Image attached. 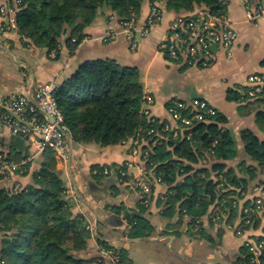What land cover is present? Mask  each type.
<instances>
[{
    "label": "trees",
    "instance_id": "obj_1",
    "mask_svg": "<svg viewBox=\"0 0 264 264\" xmlns=\"http://www.w3.org/2000/svg\"><path fill=\"white\" fill-rule=\"evenodd\" d=\"M144 1L22 0L18 4L14 0L16 24L27 40L54 50L59 56L63 37L68 34L65 42L74 51L87 35L86 27L102 10L109 9L120 20L126 19L134 13L139 14ZM150 3L158 6L162 14L160 3L165 9L178 13L195 9H206L215 15L225 12L222 0H150ZM248 89L246 84L235 86L228 90L227 97L249 107L248 111L255 113L259 127L264 129V94L249 100ZM144 93L135 67L105 58L81 64L64 80L55 97L74 142L107 146L131 137L139 138L141 160L169 186L162 215L178 214L181 221L188 217L191 229H196L202 237H207L201 226V218L206 214L211 219L218 216L217 220L226 224L235 222L239 215L235 194L242 196L241 191H247L260 174L264 175V140L250 128L240 131L246 159L256 163L243 160L237 171L225 162L239 152L233 131L224 126L229 121L226 115L216 109L215 114L195 122L183 134L175 135V130L165 128L168 122L142 111ZM194 98L203 97L191 99ZM171 103L173 101L169 105ZM184 114H191L190 109ZM208 156L212 159L211 167L197 166ZM26 165L21 164L17 171H24ZM118 174L125 179L119 171ZM258 184L264 185V177ZM245 205L250 207L249 201ZM125 212L131 236L152 233L154 226L140 214L142 210ZM89 223L83 214L73 213L64 181L48 149L41 169L34 174L33 183L18 189L0 185V231L4 232L0 264H85L87 260L74 251L86 247L91 235ZM258 224L259 219L257 227ZM100 243L114 250L119 257L118 264H132L126 249H117L103 240ZM242 251L241 257L247 260L242 264H255L248 260L250 254L245 246ZM260 260L264 264V249Z\"/></svg>",
    "mask_w": 264,
    "mask_h": 264
},
{
    "label": "crops",
    "instance_id": "obj_2",
    "mask_svg": "<svg viewBox=\"0 0 264 264\" xmlns=\"http://www.w3.org/2000/svg\"><path fill=\"white\" fill-rule=\"evenodd\" d=\"M222 1L225 3L224 15L237 31V38L230 55L221 43H212V56L207 58L209 62L206 65L201 62L202 55L195 64L187 65L183 60L169 58L160 49L171 20L200 9L178 13L165 9L164 4L160 3L163 8L162 21L153 26L148 35L139 37V45L135 49L130 47L122 32L120 18L105 9L86 27L87 35L74 51L65 42L68 34L63 37L59 56H56L57 53L53 56V50L38 46L19 33L17 11L0 15V96H10L20 90L30 92L51 80H55L59 88L84 62L111 58L137 69L144 92L154 97L150 116L168 122L169 128L175 132L176 122L168 111L169 103L174 100L203 97L226 115L229 121L224 126L233 131L239 152L235 158L225 162L228 167L239 171L243 160L256 163L246 159L240 131L250 128L264 140V129L259 127L255 113L248 111L249 107H244L242 102L229 100L227 92L230 88L246 84L249 74H264V16L251 21L247 18L243 0ZM6 3L15 6L14 0H0V5ZM149 11L150 0H145L138 14L140 22L145 21ZM109 28L117 31L114 39L104 41L95 38ZM179 134L183 132L175 133ZM12 135L10 130L0 127V149L14 160L26 161L27 165L22 172L3 175L0 185L18 189L33 183L34 174L41 169L48 149H40L35 138H25L23 143L16 145ZM68 135L70 158L67 162H62L53 150H49L64 181L73 213L83 214L93 224L94 233L80 255L88 264H113L100 251L101 240L117 249H126L132 264H237L234 260L241 257L243 240L235 236L230 224L212 226L210 216L206 214L201 218V226L207 237H202L196 229H191L188 217L181 221L178 214L173 217L162 215L169 186L141 160L140 148L136 144L138 137L105 146L95 142H74ZM134 148H137L136 153ZM211 160V156L203 158L197 166L211 167ZM118 171L121 175L125 172V179L130 181L144 171L140 176L151 188L148 205L141 201L136 192L141 187L136 189L128 183L130 181H123ZM263 177L260 174L249 189ZM126 210H142L140 214L154 226L152 233L148 236H131ZM254 231L260 233L261 230L258 227L251 232ZM3 235L4 232L0 231L1 238ZM216 254L234 259L227 263L218 262Z\"/></svg>",
    "mask_w": 264,
    "mask_h": 264
},
{
    "label": "built area",
    "instance_id": "obj_3",
    "mask_svg": "<svg viewBox=\"0 0 264 264\" xmlns=\"http://www.w3.org/2000/svg\"><path fill=\"white\" fill-rule=\"evenodd\" d=\"M15 2L19 4L22 0H15ZM243 2L249 20H257L264 16V0H243ZM15 11L16 7L8 3L0 5V15L13 14ZM162 19L161 9L152 3H150V11L145 21L140 22L139 15L136 13L126 19H121L122 32L129 41L130 47L132 49L137 48L139 37L148 35L152 27L161 22ZM169 25L170 29L161 42L160 49L167 53L171 59L183 60L187 65H193L202 55L201 62L206 65L209 62L207 58L212 56V43L215 42L221 43L227 53L232 54L237 31L231 26L224 14L215 15L206 9H200L174 18ZM116 35L117 31L109 28L95 38L110 41ZM73 41H76V39L73 38ZM52 54L55 56L56 51L53 50ZM246 85L249 86L247 92L250 99L263 95L264 74H249ZM57 89L56 81L51 80L32 90V97L21 93L0 96V127L24 138H35L40 149H51L59 160L67 162L70 158L69 139L64 124V116L55 97ZM153 103V95L145 92L142 111L148 116H150ZM186 109H190L191 114H184ZM168 111L171 118L176 122L177 131L175 133L177 134L179 131L183 132V130L190 128L195 122L205 120L208 115L215 114L216 108L205 98L177 99L168 105ZM51 117L54 120H51ZM169 126L167 124L166 128H169ZM136 151L137 148H134V153ZM25 162L10 159L0 149L1 174L7 176L14 173ZM143 173L144 171L140 175ZM122 174L126 176L125 172ZM140 175L132 178V183L136 184V187H141L139 189L140 196L143 198L142 201L148 205L151 188L148 183L144 182V177ZM257 205L259 206V204ZM247 225H241L238 234H242ZM254 243L249 242L247 246H250L251 250L256 252V255L261 254L262 249H264V242H260L256 246H254ZM101 251L105 256L115 254L113 249L105 247H102Z\"/></svg>",
    "mask_w": 264,
    "mask_h": 264
},
{
    "label": "rangeland",
    "instance_id": "obj_4",
    "mask_svg": "<svg viewBox=\"0 0 264 264\" xmlns=\"http://www.w3.org/2000/svg\"><path fill=\"white\" fill-rule=\"evenodd\" d=\"M257 97H259V96H257ZM249 100H253V99L249 98ZM149 149L150 148H147V150H149ZM56 168H57V166H56ZM123 181H127L128 182L130 180L129 179H124ZM128 183L132 187L137 189L136 184L132 183V181H130ZM136 192L139 195H141L139 190H136ZM241 194H242V196H239V194H235V196H234V197L238 198L239 215L237 216V219L235 220V222H229L228 224L231 225V229L233 230V233L235 234V236H237L238 238H242V240H243L242 244H241V247H240V253H241L240 256H243L242 247L245 246L246 249H248L249 254H250V258L248 260L249 261L252 260L255 264H261L262 263L261 260H260L261 254L256 255V252L251 250L250 246H247V244L249 242H251V243L255 242L254 246H256V245H259L260 242H264V240L262 239V236H264V221H263L264 220V185L263 184H257L255 186H253L252 188L248 189L247 191H241ZM139 197H140V199L142 201L143 198L141 196H139ZM247 201H249L250 207L245 205V203ZM257 204H259V206ZM217 218H218V216H214L212 219L211 218L209 219V222L211 224H213L212 226H215V225H218V224L222 225L221 223L226 224L225 221L224 222H220V221L217 220ZM258 219H259L258 227L261 230L260 233L255 232V231L251 232L253 229H257L258 228L256 226V224L258 222ZM248 220H250V221L247 222ZM246 224H248L250 228L247 225L245 227V230L242 232V234H238V229L241 227V225H246ZM88 227L91 230L90 231L91 235L89 237H92V235L94 233L93 224L89 223ZM88 238H87V244H88ZM1 240H2V238L0 237V245L2 244ZM84 248L83 247H79L78 249H76L74 251V253H76V254H78L80 256L81 254H83V251H81V250H84ZM101 248H102V244H101ZM0 250H1V248H0ZM115 254L113 253L114 256L113 255H108V256H105V257L110 258V260H111V262L113 264H118L119 257H118V255H115ZM216 255H217L216 256L217 258H215V259L218 262H222L223 261V262L227 263L230 260L234 259V258H231L230 256L220 257V256H218V254H216ZM255 255H256V257H255ZM139 256L142 258L141 255H139ZM139 256H137V258ZM234 261L237 264H242V262H245L247 260H244L242 257H239V258H235ZM88 263L89 262H86L85 264H88Z\"/></svg>",
    "mask_w": 264,
    "mask_h": 264
},
{
    "label": "water",
    "instance_id": "obj_5",
    "mask_svg": "<svg viewBox=\"0 0 264 264\" xmlns=\"http://www.w3.org/2000/svg\"><path fill=\"white\" fill-rule=\"evenodd\" d=\"M213 46H215V45H213ZM17 93L26 94V95H29V96L32 97V90H31L30 92H28L27 90H20V91H18ZM51 120H54V118L51 117ZM66 133H67V137H68V139H69L68 132H66ZM11 138H12L13 143L16 144V145H19V144L23 143V141H24V139H25L23 136H21V135H17V134H13V135L11 136ZM97 235H98V234H97Z\"/></svg>",
    "mask_w": 264,
    "mask_h": 264
}]
</instances>
